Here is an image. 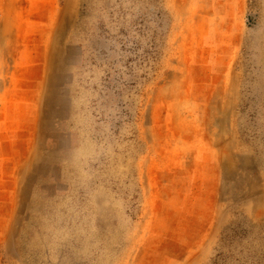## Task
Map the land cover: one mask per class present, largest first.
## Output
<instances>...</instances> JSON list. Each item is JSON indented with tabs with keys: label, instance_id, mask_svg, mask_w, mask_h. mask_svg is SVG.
<instances>
[{
	"label": "rangeland",
	"instance_id": "374dc122",
	"mask_svg": "<svg viewBox=\"0 0 264 264\" xmlns=\"http://www.w3.org/2000/svg\"><path fill=\"white\" fill-rule=\"evenodd\" d=\"M0 264H264V0H0Z\"/></svg>",
	"mask_w": 264,
	"mask_h": 264
},
{
	"label": "bare ground",
	"instance_id": "6f19581e",
	"mask_svg": "<svg viewBox=\"0 0 264 264\" xmlns=\"http://www.w3.org/2000/svg\"><path fill=\"white\" fill-rule=\"evenodd\" d=\"M47 54H48V52H47ZM48 70H49V58L47 57L44 65L40 68L39 73H40V75L44 76V75H46V73H48ZM46 83H47L46 80L42 78V81L39 82L38 87L43 89L45 87ZM35 100H36V102H41L42 98L40 95L37 94L35 96ZM33 135H35V133H33Z\"/></svg>",
	"mask_w": 264,
	"mask_h": 264
}]
</instances>
